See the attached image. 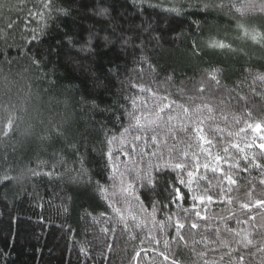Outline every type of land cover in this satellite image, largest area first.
<instances>
[{"label": "trees", "instance_id": "obj_1", "mask_svg": "<svg viewBox=\"0 0 264 264\" xmlns=\"http://www.w3.org/2000/svg\"><path fill=\"white\" fill-rule=\"evenodd\" d=\"M199 2L53 0L64 11L49 14L41 0H4L0 131L9 121L13 127L7 136L0 135V175L8 171L25 178L0 184V264H264L259 250L264 247V205L253 203L264 201V168L249 164L247 172L233 170L237 182L227 193L232 204H208L203 213L207 219H199L191 214L187 198V214L171 205L164 208L169 197L165 189L175 172L169 168L157 175L156 166L187 159L181 150L193 160L198 154L201 164L211 163L203 151L209 146L191 132L166 135L164 128L155 133L149 128L140 141L134 138L139 130L124 132L127 112L155 118L161 106L175 101L165 113L182 116L178 105L190 110L201 106L204 134L213 139L212 155H223L229 142L241 147L245 141L258 143L264 129L247 125L264 123V80L258 79L264 75V46L245 38L237 22L264 32V14L249 7L259 6L260 0H207L212 5L208 13L190 6ZM220 3L223 7H216ZM173 6L181 14L170 11ZM213 40L229 43L233 50L209 47ZM33 57L39 67L32 64ZM214 69L219 70V84L209 77ZM218 128L224 129L222 140ZM153 134L158 136L155 146L148 139ZM229 151L236 153L231 147ZM246 151L264 165L257 146ZM52 170L53 176L45 175ZM149 171L156 178L154 191L143 179ZM207 175L213 176L210 169ZM218 180L217 175L210 186L214 195ZM98 183L109 191H97ZM242 203L250 209H241ZM168 212L174 219L188 215L199 227L191 229L185 221V239L177 241L173 228L160 232L147 220L163 221ZM249 215L254 219L248 223L237 222ZM149 230L161 240L159 245L145 239ZM246 238L251 245L245 246Z\"/></svg>", "mask_w": 264, "mask_h": 264}, {"label": "snow or ice", "instance_id": "obj_2", "mask_svg": "<svg viewBox=\"0 0 264 264\" xmlns=\"http://www.w3.org/2000/svg\"><path fill=\"white\" fill-rule=\"evenodd\" d=\"M141 3H143V0H141ZM190 6L194 7L197 12L200 13H208L212 5L207 3V0H200L199 3L191 4ZM5 7L4 0H0V9ZM41 7L45 9L49 14L51 12L55 11H64L63 9H58L54 3L53 0H41ZM216 7H223V4H217ZM232 7H235V5H232ZM244 6L241 5L240 8H237V12L241 11V8ZM249 7L254 9L256 12L260 14H264V0H260L259 6H256L254 3H250ZM170 11L175 12L176 14H181V9L173 6ZM101 15L104 14V12L100 13ZM38 16L43 17L45 15V12H38ZM193 24L199 30V23L197 21H193ZM12 25H9V28H11ZM237 28L239 29L240 33L245 37L251 39L253 42L264 46V32L258 31L256 29H252L251 31L243 24H240L237 22ZM31 40L35 41L37 40V36L35 34L30 33ZM0 36H3V33H0ZM90 43V41H89ZM127 43V41H125ZM209 47L213 49H228L229 51L233 50L232 45L229 43H225L223 41L213 40L210 41ZM195 50V49H194ZM39 60L36 58H32V64L34 66L39 67ZM218 69L211 70L209 72L210 79L215 82L216 84H219V79L217 76ZM171 77H169L170 79ZM258 79L264 80V75H260ZM144 90V89H142ZM199 91L203 92V89H200ZM165 100L167 97L164 98ZM189 100H191V97L189 96ZM175 104V101L172 103H166L163 106H161L158 111L155 114V118H150L151 113L145 114L143 112H140L137 114L135 111H129L127 112V117L129 119V124L127 127L124 128V132H129L130 129H137L141 132V134L136 135L134 138L137 141L142 140L143 133L146 132L149 128L152 129L153 133H155L157 130L164 128L166 129V135H170L172 132H191L194 134V139L199 141L200 143L206 144L209 147L204 149V153L206 154V158L208 156L211 157V163L204 162L201 164L199 155H194V160L192 158H188V153L181 150L180 155L182 157H185L187 159H178L176 162L172 164H165L163 167H160L159 165L156 166L158 169L157 175H163L164 173L168 172L169 168L173 172H175V176L173 177L172 182L169 184V186L165 189L169 193L168 197V203L164 205V208L167 209L170 205L174 206L175 208L182 210L186 214L189 213V208L184 207V201L187 198L191 201V214L199 219H207V216L203 213L207 212V205L211 204L213 202L219 201L220 203H226V204H232V199L227 195L229 191H231V185L236 184V179L233 177L232 172L233 170L248 171V165L251 164L253 167L257 168H264V165H261L256 162L255 155L249 156L246 149H250L254 146H257L261 151L259 152V155L261 157H264V132L261 133V136L258 138L257 141H252L251 143L245 141L244 146L241 147L239 143L236 142H229L224 145L222 148L223 155L216 154L212 155L211 153V146L213 145V139L212 138H206L204 134V123L206 117H204L201 114V106L195 105L190 110L185 105L181 104L178 105V107L181 110L182 116L180 114H173L171 111L165 113V109L171 110L173 108V105ZM204 108H207L208 105H204ZM223 115V113H222ZM248 118L251 119V113L248 114ZM226 119V117H225ZM235 119V117H234ZM143 121V122H142ZM173 121H175V124H173ZM13 124L11 121L7 123L5 128L0 131V135L7 136L12 131ZM248 128H254V130H261L264 129V123H255V124H248ZM241 131L244 129L241 128ZM58 134L59 130L57 129ZM218 134H220L221 140L223 139V133L224 129H217ZM232 132H228V136H232ZM151 141H153L154 146L155 142L158 140V136L153 134L152 136L148 137ZM173 141H175V136L172 137ZM182 142L190 143L188 140H183ZM108 144H111V140H107ZM165 144H167V141H164ZM234 148L236 149V153H230L229 149ZM172 151L175 152V143L173 144ZM127 155V153H125ZM152 155H156L155 152L152 153ZM107 160L111 162L113 160V154L109 150L106 153ZM168 159H171V156L168 157ZM241 161H243V166H241ZM225 165L227 166V170L225 169ZM211 171L213 176L211 178L208 177L207 172ZM113 171H116L115 166L113 165ZM28 172L32 175H39V173L35 169H28ZM45 175L53 176L54 170L49 171L45 173ZM217 175L219 176V180L217 181V189L218 191L215 193V195L211 191V185L213 180L217 178ZM25 178L24 174L13 176L8 171H5L2 175H0V184H5L6 182H20ZM143 179L146 181V185L150 187V190L154 191L156 188V178L152 175V172L149 171ZM201 181L204 182L203 187L201 186ZM262 184H264V180L261 181ZM131 187V185H129ZM97 191H99L102 194H105L109 191L108 188L103 187L101 184H97ZM111 198V197H109ZM137 200L139 198L137 197ZM255 205H264V201L262 200H256L253 202ZM198 205L200 206L198 208ZM108 207H114V205H108ZM150 207L152 208L153 214L156 212V202H153ZM251 205L249 203H242L240 204L241 209H250ZM117 215L120 216L121 220H124V216L121 213V210L119 208L115 209ZM90 217L92 216L91 212L87 213ZM103 215V214H102ZM174 214L171 212H168L164 218L163 221H158L154 219L153 217H148L147 220L151 223L152 227L159 230L160 232H163L166 228L171 227L175 230V235L177 237V241H184L185 237L182 234L181 230L185 227V221H188L190 224L191 229H196L199 227V225L194 222L190 216L185 215L183 217H178L176 219L173 218ZM133 220H135V216L132 217ZM254 219L251 215L248 216V219L240 220L238 218L237 222L241 224L248 223L249 220ZM147 227V224L144 225ZM125 228H127V224L124 225ZM106 231H109L106 229ZM219 231V229H217ZM237 235L240 233L237 232ZM145 239L148 240L149 243L159 245L161 243V240L158 239L156 236L151 234V230L145 234ZM247 239V238H246ZM143 243V241H141ZM252 240L247 239V243L245 246L251 245ZM163 246L164 248H168L169 246V240L164 239L163 240ZM260 251H264V247L259 249ZM142 251H147V249H142ZM160 255L164 256L165 260H168L169 257L167 255H164L163 252L159 253ZM140 253H136V257H139ZM172 264H176V261L173 260ZM207 264V262H205Z\"/></svg>", "mask_w": 264, "mask_h": 264}]
</instances>
